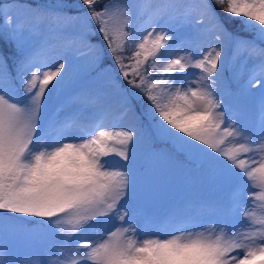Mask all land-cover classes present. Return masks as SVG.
Masks as SVG:
<instances>
[{
	"label": "snow or ice",
	"instance_id": "obj_1",
	"mask_svg": "<svg viewBox=\"0 0 264 264\" xmlns=\"http://www.w3.org/2000/svg\"><path fill=\"white\" fill-rule=\"evenodd\" d=\"M0 264H264V0H0Z\"/></svg>",
	"mask_w": 264,
	"mask_h": 264
},
{
	"label": "rangeland",
	"instance_id": "obj_2",
	"mask_svg": "<svg viewBox=\"0 0 264 264\" xmlns=\"http://www.w3.org/2000/svg\"><path fill=\"white\" fill-rule=\"evenodd\" d=\"M44 2H47L45 0ZM55 3V2H54ZM146 168L150 174L159 176L162 183L169 188V195H213L209 190H199L196 183V173L189 168H185L176 157L170 160L157 159L150 161ZM12 223L21 225L22 221L17 220Z\"/></svg>",
	"mask_w": 264,
	"mask_h": 264
},
{
	"label": "trees",
	"instance_id": "obj_3",
	"mask_svg": "<svg viewBox=\"0 0 264 264\" xmlns=\"http://www.w3.org/2000/svg\"><path fill=\"white\" fill-rule=\"evenodd\" d=\"M44 1H45V0H44ZM47 2H52V3H54V2H56V0H47ZM95 39H96L97 41H100V40H101V38H100L99 35H97V36L95 37ZM159 147L163 148L164 145H159ZM176 158L178 159L179 162L182 163V165H183L185 168H189L190 170L193 171L192 167H191L190 165H188L187 162H186L182 157L176 156ZM28 226L30 227V225H28Z\"/></svg>",
	"mask_w": 264,
	"mask_h": 264
}]
</instances>
